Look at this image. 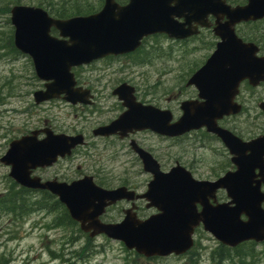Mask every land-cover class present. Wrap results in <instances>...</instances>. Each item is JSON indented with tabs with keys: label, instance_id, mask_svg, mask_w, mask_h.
<instances>
[{
	"label": "water",
	"instance_id": "water-1",
	"mask_svg": "<svg viewBox=\"0 0 264 264\" xmlns=\"http://www.w3.org/2000/svg\"><path fill=\"white\" fill-rule=\"evenodd\" d=\"M225 1L128 0L120 6L115 0H104L99 12L63 21L51 19L40 8L17 6L11 9L10 23L14 27V46L31 58L36 77L47 82L44 91L34 94L35 102L63 95V100L76 105L89 104L90 95L87 90L75 88L71 68L107 55L132 52L142 38L154 33L183 39L194 33L190 27L192 20L213 17L214 34L220 42L205 65L187 82L197 89L198 98L204 99L202 102L182 103V116L170 124L167 111L142 106L135 101L133 88L122 84L112 94L126 111L108 126L94 130L93 134L123 137L132 130H149L174 137L205 126L233 155L231 161L236 172L226 174L215 183L194 181L179 166L162 173L148 153L132 144L143 171L152 176L146 192L141 195H135L125 187L101 189L90 177L69 184L55 181L40 184L38 178L29 177L31 169L49 166L57 156L63 158L82 144L80 135L67 137L45 132L46 137L41 141L25 137L10 144L9 151L0 160L11 166L10 176L22 186L44 189L57 196L72 220L83 232H89L90 237L104 234L145 258L183 254L192 245L193 229L199 224L228 246L264 239V211L260 208L264 198L258 191L259 181H254L253 176L264 150V135L242 143L215 123L224 115L238 113L239 106L232 100L241 81L246 79L252 86L264 81V57L256 58V47L252 43H243L234 35L236 24L264 18V0H247L245 6L233 8ZM175 18H184L185 23H178ZM51 27L67 40L51 37ZM260 108L264 112V103ZM220 188L226 190L229 201L210 206L208 199H213L212 193ZM136 199H144L146 207L155 209L156 213L139 221L132 206L124 212L119 224L100 223L99 217L106 207L120 200ZM196 204L201 206L200 212L196 211ZM242 215L245 221H241Z\"/></svg>",
	"mask_w": 264,
	"mask_h": 264
},
{
	"label": "rangeland",
	"instance_id": "rangeland-1",
	"mask_svg": "<svg viewBox=\"0 0 264 264\" xmlns=\"http://www.w3.org/2000/svg\"><path fill=\"white\" fill-rule=\"evenodd\" d=\"M36 1L43 0H22V4L33 5ZM48 8L68 6L72 3V8L80 7L82 10L98 5V0H46ZM5 0H0V7L5 4ZM6 18L0 14V37L8 36V27L5 23ZM250 27H238L240 36L246 35ZM3 33V34H1ZM215 38L206 36L203 43L191 44L190 49H175L172 53L171 48H165L163 41L152 40L149 42L148 53L142 56L130 55V58H123L120 61L108 63H98L91 67L82 68L76 71L77 79L82 84H87L95 96L98 106L94 108L73 109L64 103L55 101L51 104L35 106L29 101V93L34 88H28L29 77L32 79L30 65L25 64L23 59L16 62L0 61V84L6 76L11 78V82L6 87L7 98L3 100L10 109L4 118L0 120V125L6 126L0 132V156L7 148V136L27 133L30 129L48 123L49 126L58 131L81 132L87 136L86 141L94 145L81 147L70 161L60 163L57 167L47 172L49 176L65 174L72 176V180L83 175L94 176L96 182L105 181V188H112L119 185H126L129 188L141 193L145 190L148 176L142 173L141 165L129 151L127 140L119 141L115 138L99 140L93 139L91 128L95 127L101 120L112 118L116 115V98L111 95L112 90L120 83H130L136 87L142 98L147 99L144 94L155 98L162 107L169 105V102L183 100L185 94L181 81L195 69L211 51ZM248 41V40H246ZM160 42V43H159ZM167 44V43H166ZM158 48L151 52L154 47ZM135 56V58H133ZM134 62L139 64L133 65ZM13 72V73H11ZM15 74L16 77H13ZM33 80V79H32ZM32 82V81H30ZM128 83V85H129ZM5 88V86H2ZM243 91L241 102L244 106V114L234 119L224 122L234 129L237 133L245 135L257 129H264V115L257 109V104L264 100V86ZM4 93V94H5ZM144 93V94H143ZM26 94L28 103L19 102L21 95ZM173 98V99H172ZM177 101L173 103L176 108ZM3 109H1L2 111ZM29 112V113H27ZM30 115V116H29ZM221 122V121H220ZM224 123V124H225ZM223 124V125H224ZM7 134L4 137V134ZM135 141L143 144L144 147L155 157L162 169H169L173 161L183 163H193L194 159L191 152L186 154L181 152L182 142H177L172 151L169 150L168 142L159 139H152L147 134H138L134 137ZM95 140V141H94ZM200 167L195 173V177L205 174L207 168L212 165L211 156L202 153ZM200 173V174H199ZM7 174V170L0 165V182ZM45 175V172H43ZM3 189L0 183V190ZM63 221V217L45 212H34L25 217V221L12 223L4 216H0V264H59L61 261L53 260L61 251L72 256L71 264H185L179 258H167L161 260H147L135 256L133 252L126 251L124 247L115 242H105L104 238L97 237L88 239L87 236L73 231L72 234L62 230L60 227L53 229L51 226L54 218ZM19 222L21 226L19 227ZM201 239L209 238L208 235L200 232ZM52 239V240H51ZM68 239V240H67ZM200 251L194 254H202L200 264H208L211 260V242H201ZM50 249L52 253H49ZM250 249V248H247ZM67 256V255H66ZM261 257L264 258V255ZM189 264H199L197 260H189ZM242 264H247L245 261ZM253 264H256L255 262Z\"/></svg>",
	"mask_w": 264,
	"mask_h": 264
},
{
	"label": "flooded vegetation",
	"instance_id": "flooded-vegetation-1",
	"mask_svg": "<svg viewBox=\"0 0 264 264\" xmlns=\"http://www.w3.org/2000/svg\"><path fill=\"white\" fill-rule=\"evenodd\" d=\"M233 1H236V0H230V1H228V4L231 5L232 4L231 2H233ZM239 1H242V2L244 1V3H245L246 0H239ZM118 2L122 3L121 5H123L125 3L124 0H122V1L118 0ZM232 5H241V4H232ZM214 21H215V19L212 18V17H209L207 19H199L198 18L197 20H192L191 24L193 26H196L197 34L192 35V36L184 39L181 42H184V43H187V44L191 42L192 44L195 43V44L200 45L201 43H203V40L205 39L206 36H210V37L213 36L212 30H211L212 27H208V26L213 25ZM204 26H207V28H205ZM153 38H162V40H164V41L166 40V43H167L168 46L175 47V49L177 48L176 47V42L177 41H170V40H168L166 38L165 35H161L160 34L158 36L157 35L154 36ZM215 42H216V39L214 40V43ZM214 43H213L212 46H214ZM259 54L264 55V47L263 48L259 47ZM114 58H116L115 59L116 61H120V60H122L124 58V55L123 56H117V57H114ZM106 60H109V59H107V57H106ZM78 84L80 86L84 87V88H88L90 90L91 96H93V97H92L90 105H85V106L78 105V106H73L74 108L73 107L72 108L73 109H79V108H86L87 107V108L91 109V108H94L95 106H98V103L95 101V96L93 95V92H92L91 88L87 84H82V83H78ZM38 86H39V84H38ZM38 86L34 87V88H37V89H33L32 91L41 90L40 87H38ZM129 86L134 88L135 99L138 102L143 103L145 105H154V103H152L155 100L153 95H150V96L146 95V97H148V98L144 99V98H142V94L138 93V91L136 90V87L134 85L129 83ZM183 91L186 92L185 94H190L188 99L194 98L196 96L194 89L191 88V87L189 88V87L185 86V84L183 85ZM5 99H6L5 96H0V120H2V118H4L5 115H3V114L7 113V110L5 109L6 103L2 101V100H5ZM114 101H115V103H117L118 107H121V103L120 102H118L117 100H114ZM170 105H171V103L169 102L168 108L170 107ZM1 109H3V110L1 111ZM120 109L122 110V107ZM106 123H107L106 121L101 120V121H99L97 123V125L95 127H97V128L98 127H102L101 125H104ZM45 125H46L45 127H42V125L36 126V127L30 129L27 133H24V134L21 133V134H15V135H12V136H7V134L5 133L4 137L7 136L6 142H8V143H7L6 150L0 156V160L9 151L10 144L12 142H14V141L19 140L22 136L29 135V136L33 137L34 139L37 138L38 141H41L44 138V134L41 132V130H43L45 128H50L51 129V127H52V126H48L47 123H45ZM5 127L6 126L0 125V132L3 131ZM95 127H93V128H95ZM93 128H91V134L92 135H93V131H94ZM52 131L54 133L56 132L54 130H52ZM202 131H204V130L199 129V130H196V131L189 132V133L185 134L182 137V139H183V142L188 146V148L191 147V146H189V143L191 142L193 144V150L198 151L200 154L204 153V154H206V156H211L210 158L212 159V165L209 168H207V170L205 171V174L202 175V176L201 175L197 176V177L194 176L195 173L197 172V170L200 168V167L197 168L196 166H200V163L202 162L201 160L204 159V157H205L203 155L200 157L201 158L200 160H193V163L191 165L189 163H183L181 161H173V162L174 163H178L179 165H181L183 168H185L187 171H189L193 175V177L196 178L197 180L213 181V180L217 179L218 177H220L221 174H223L224 172L232 171L233 170V166L230 163V156H229L228 152L221 145L219 140L217 141L215 138L210 136L211 134L209 135L207 133V135H205ZM263 131H264V129L260 128V129H257L255 131H253L252 133H247L245 135H242V134H239V133H233V134L236 137H238L239 139H241L242 141H247L249 139L251 140L252 138H254V137L258 136V135H261L263 133ZM78 134H82V133L81 132H72V136L78 135ZM142 134H147V133L142 132ZM136 135H138V134H135V136ZM149 135L150 134H148V136ZM83 136H84L83 138H84L85 143H84V146H82V147L94 145L92 143H89V141L85 140V138L87 136H85V135H83ZM93 137H94L93 139L104 140V138H102V137L98 138V137H96L94 135H93ZM210 140H211V142H209ZM138 146L140 148H142V149L147 151V148L144 147L143 144H138ZM77 149L78 148L76 147V148H74L72 150V155L69 158V160H71L73 157H75V153H76ZM183 151L186 154L189 153L188 150H184L183 149ZM262 158H264V155H263ZM194 163H196L197 165L194 166L195 165ZM55 167H57V166H54V167H51V168H36V169H33V170H31V176L38 177L41 181H48V180H50L52 178H57L58 175L57 176L56 175L49 176L47 174L48 171H50L51 169H53ZM3 168L5 170H7V172H8V167L3 166ZM43 172H45V175L43 174ZM0 183H1L2 188H3V189L0 190V198H8V197H10V196H12L14 194V192H11V191L8 190L10 187L15 186V185L11 181V179L9 178V176L7 174L3 177V182H0ZM260 192L264 193V185L263 184L260 185ZM215 198H216L215 202L210 200V204L211 205H214L216 203H220V202L225 201L226 200L225 199L226 198L225 192L224 191H217L215 193ZM135 206L137 208L136 209L137 210L136 213L138 214V217H140L141 219H144V218L148 217L150 214L154 213L153 210L146 209L144 201H137L135 203ZM261 208L264 209V202L262 203ZM199 232H201L203 234H206L202 230V226H198V227H196L194 229L193 245H192L191 249L189 251H187L180 258L183 261H185V264H189L188 261L191 260L192 258H194V257H192V254L195 251H200L199 249L202 246L201 242H203V241H205V242L210 241L211 243H214L213 248H211V253H213V255H211V260H209L208 264H242L244 261L247 264H253L254 262L256 264H264V258L263 257L260 256V257H257V258L253 259L252 255H248L245 252L247 250V248H249L250 246H253L254 248H257L258 251L264 250V241H261L259 243L249 241V242H245L243 244H240V245H238L236 247H223V246H220L219 244H217V242H215L213 240L201 239L202 235H200ZM195 236H197L196 239H195ZM101 238H103V237H101ZM194 255H195V257L197 256L196 254H194ZM201 258H202V254L199 256V260L197 259L198 263L201 261Z\"/></svg>",
	"mask_w": 264,
	"mask_h": 264
},
{
	"label": "trees",
	"instance_id": "trees-1",
	"mask_svg": "<svg viewBox=\"0 0 264 264\" xmlns=\"http://www.w3.org/2000/svg\"><path fill=\"white\" fill-rule=\"evenodd\" d=\"M10 2V0H8ZM17 2L20 0H16ZM46 0L43 1H36V5L44 7L50 14H52L53 16L57 17V18H69L72 16H80V15H88L91 13H94L97 11L98 7L101 6L102 4V0H98V5L94 6L92 8H86L84 10H82L80 7H76L75 9L72 8V3L68 6H64L62 5L61 7H56L53 8L51 7V9L48 8L47 4L44 2ZM2 12L4 13V15H6L7 13V6H4V9L2 10ZM8 23V21H7ZM250 28L246 31L247 34L243 35L242 37L245 40L248 41H253L256 44H258L260 47H264V27L261 24V22H257V23H253L250 24L249 26ZM9 29V33L11 32V29ZM7 41H9V44L6 46L7 50H9L8 55L11 57H15L17 56L16 50L14 49V47L12 46V42H11V37L8 36ZM33 77V75H32ZM249 89V88H248ZM147 94H145L146 96ZM150 98V97H149ZM98 184L100 185H107L105 181H101L98 182ZM124 185V184H123ZM43 194L40 195H46L47 193L45 192H41ZM48 196V194L46 195ZM46 198V197H45ZM10 209L12 213H18L19 211L22 210L24 212V214L26 213L27 216L30 215L31 213L34 212H48L51 213V211L55 208V207H59V210L61 212H63L65 215L66 213L64 212V210L62 209L61 206H59V204L53 199H34V198H30V197H26L25 199H10ZM59 211V214H61V212ZM67 223L70 222L69 224H67V226L71 225L75 226L74 223L72 221H70V219L66 220ZM79 232V230H78ZM49 253L51 254L52 251L50 249ZM128 263H130V261H128Z\"/></svg>",
	"mask_w": 264,
	"mask_h": 264
}]
</instances>
